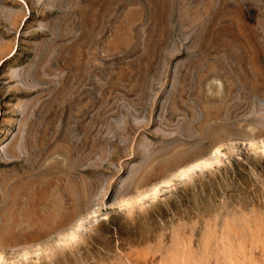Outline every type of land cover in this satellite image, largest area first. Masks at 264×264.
Masks as SVG:
<instances>
[{
    "label": "rangeland",
    "instance_id": "374dc122",
    "mask_svg": "<svg viewBox=\"0 0 264 264\" xmlns=\"http://www.w3.org/2000/svg\"><path fill=\"white\" fill-rule=\"evenodd\" d=\"M0 264H264V0H0Z\"/></svg>",
    "mask_w": 264,
    "mask_h": 264
},
{
    "label": "bare ground",
    "instance_id": "6f19581e",
    "mask_svg": "<svg viewBox=\"0 0 264 264\" xmlns=\"http://www.w3.org/2000/svg\"><path fill=\"white\" fill-rule=\"evenodd\" d=\"M192 167H195V165H193Z\"/></svg>",
    "mask_w": 264,
    "mask_h": 264
}]
</instances>
